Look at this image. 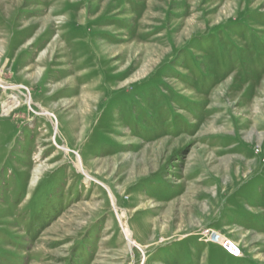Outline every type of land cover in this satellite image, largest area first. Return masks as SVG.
Wrapping results in <instances>:
<instances>
[{"label": "rangeland", "instance_id": "rangeland-1", "mask_svg": "<svg viewBox=\"0 0 264 264\" xmlns=\"http://www.w3.org/2000/svg\"><path fill=\"white\" fill-rule=\"evenodd\" d=\"M0 264H264V0H0Z\"/></svg>", "mask_w": 264, "mask_h": 264}, {"label": "bare ground", "instance_id": "bare-ground-1", "mask_svg": "<svg viewBox=\"0 0 264 264\" xmlns=\"http://www.w3.org/2000/svg\"><path fill=\"white\" fill-rule=\"evenodd\" d=\"M39 171H40L39 168L36 167V168H35V174H34L35 177L39 174ZM35 179H36V178H35ZM129 244L131 245V242H130Z\"/></svg>", "mask_w": 264, "mask_h": 264}]
</instances>
